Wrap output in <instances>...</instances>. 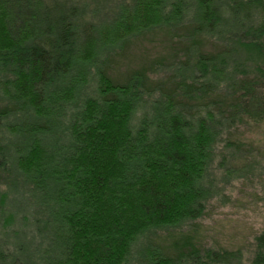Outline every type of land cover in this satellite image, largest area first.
Here are the masks:
<instances>
[{
    "label": "trees",
    "instance_id": "16d2710c",
    "mask_svg": "<svg viewBox=\"0 0 264 264\" xmlns=\"http://www.w3.org/2000/svg\"><path fill=\"white\" fill-rule=\"evenodd\" d=\"M262 123L264 0H0V264H243L201 221Z\"/></svg>",
    "mask_w": 264,
    "mask_h": 264
},
{
    "label": "rangeland",
    "instance_id": "374dc122",
    "mask_svg": "<svg viewBox=\"0 0 264 264\" xmlns=\"http://www.w3.org/2000/svg\"><path fill=\"white\" fill-rule=\"evenodd\" d=\"M142 51L135 47L124 61H151L162 48L145 44ZM237 137L248 144L247 151L232 160L237 174L219 183L220 193L201 221L200 237L216 248L240 251L243 264H249L253 240L264 230V123L245 128Z\"/></svg>",
    "mask_w": 264,
    "mask_h": 264
}]
</instances>
